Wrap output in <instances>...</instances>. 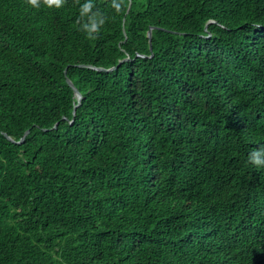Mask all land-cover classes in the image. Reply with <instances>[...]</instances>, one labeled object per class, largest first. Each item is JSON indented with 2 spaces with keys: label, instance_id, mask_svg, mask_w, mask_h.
I'll list each match as a JSON object with an SVG mask.
<instances>
[{
  "label": "trees",
  "instance_id": "16d2710c",
  "mask_svg": "<svg viewBox=\"0 0 264 264\" xmlns=\"http://www.w3.org/2000/svg\"><path fill=\"white\" fill-rule=\"evenodd\" d=\"M261 147L264 0H0V264H123L120 227L174 264L213 239L264 262Z\"/></svg>",
  "mask_w": 264,
  "mask_h": 264
},
{
  "label": "clouds",
  "instance_id": "9594fccd",
  "mask_svg": "<svg viewBox=\"0 0 264 264\" xmlns=\"http://www.w3.org/2000/svg\"><path fill=\"white\" fill-rule=\"evenodd\" d=\"M48 2L49 4L55 3L56 6H59L61 0H48ZM28 3L32 6H37L38 0H28ZM87 7L88 5L85 6L86 9ZM115 7L119 9L120 6L117 4ZM150 29H152V27ZM92 30H96L95 24L91 26L89 34H91ZM150 50H152V44ZM251 53L254 55L255 52L252 51ZM149 56H152V53ZM71 84L72 89H75V91L73 89L74 97L77 100L76 104H74L72 108V117L74 118L76 109L81 103L82 94L72 82ZM75 106L76 108L74 109ZM56 124L53 125V128L56 127ZM9 139L11 138L9 137ZM248 161L250 164H253V168H256V166H264V147L251 151L248 154ZM253 168L250 169L254 171L255 169ZM174 198V204H170V208L173 212H181L186 217L199 223L210 222V214L198 207H195L194 201L191 203L186 194L178 191L176 192ZM116 231H118V233H115ZM106 232L108 239L104 247L105 250L102 251H110L112 256H118V254L124 253L123 264H174V262H172L173 258H171V256L167 253L158 250L150 251L145 246H140L136 243L133 244L132 242L128 245L123 235H131V233L128 230H124V228L120 227V229H113L111 230V233L110 230ZM110 236L111 241L109 243ZM116 236H118L119 239L114 241ZM195 253L198 256L195 264H264L263 260L255 253L254 250L248 247L244 248L243 246H229L218 239L205 241L202 243L201 248L197 249ZM131 259L133 260L131 261Z\"/></svg>",
  "mask_w": 264,
  "mask_h": 264
},
{
  "label": "water",
  "instance_id": "95a60500",
  "mask_svg": "<svg viewBox=\"0 0 264 264\" xmlns=\"http://www.w3.org/2000/svg\"><path fill=\"white\" fill-rule=\"evenodd\" d=\"M147 37H148V42H149L150 49H151V29H149V30L147 31ZM127 59H128V57L121 59V60L118 62V64H117L116 66H118L123 60H127ZM116 66H112V67H109V68L97 67L96 69H98V70H102V71H109V70L114 69ZM67 82L69 83V85L72 86L70 80L67 79ZM73 89H74V88H73ZM74 91H75V89H74ZM75 108H76V106L74 107V109H75Z\"/></svg>",
  "mask_w": 264,
  "mask_h": 264
}]
</instances>
